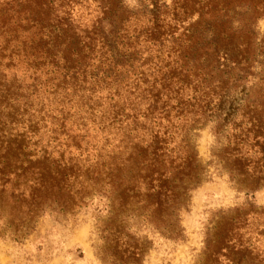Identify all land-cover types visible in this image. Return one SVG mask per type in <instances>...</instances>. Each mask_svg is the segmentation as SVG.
Masks as SVG:
<instances>
[{
    "label": "trees",
    "instance_id": "16d2710c",
    "mask_svg": "<svg viewBox=\"0 0 264 264\" xmlns=\"http://www.w3.org/2000/svg\"><path fill=\"white\" fill-rule=\"evenodd\" d=\"M261 19L264 0H0V236L97 199L99 255L143 264L131 220L176 233L208 123L234 186L263 188ZM248 206L232 232L264 228Z\"/></svg>",
    "mask_w": 264,
    "mask_h": 264
},
{
    "label": "rangeland",
    "instance_id": "374dc122",
    "mask_svg": "<svg viewBox=\"0 0 264 264\" xmlns=\"http://www.w3.org/2000/svg\"><path fill=\"white\" fill-rule=\"evenodd\" d=\"M264 36V19L259 21ZM213 123L197 132V149L205 173L189 193L188 206L179 213L175 234L153 224L132 219L131 235L146 245L143 264H264V228H240L233 232L228 221L252 202L264 208V187L254 192L237 189L228 172L213 156ZM103 202L94 200L75 215L56 212L42 215L22 239L7 232L0 236V264H109L100 253L104 247L99 218H107ZM264 219V217H262ZM259 220L250 216L249 223ZM231 230V233H230ZM232 238V241H227ZM212 242L208 244V242Z\"/></svg>",
    "mask_w": 264,
    "mask_h": 264
}]
</instances>
